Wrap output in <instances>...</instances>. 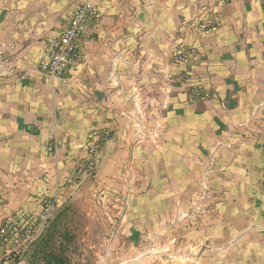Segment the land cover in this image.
Returning a JSON list of instances; mask_svg holds the SVG:
<instances>
[{"label": "crops", "instance_id": "1", "mask_svg": "<svg viewBox=\"0 0 264 264\" xmlns=\"http://www.w3.org/2000/svg\"><path fill=\"white\" fill-rule=\"evenodd\" d=\"M86 1L99 16L84 28L83 60L64 81L41 76L48 40ZM212 17L219 25L200 34L197 21ZM182 48L195 52L182 60ZM184 75L207 95L185 104L186 112ZM259 103L262 117L264 0H0V201L17 191L14 183H38L40 172L53 178L45 140L54 130L63 140L61 165L78 162L86 136L104 131L117 150L135 146L139 160L193 166L207 162L225 133L233 145L220 161L253 163L245 129L233 125ZM155 121L158 143L134 145L139 124L150 133ZM9 210L0 205V214Z\"/></svg>", "mask_w": 264, "mask_h": 264}, {"label": "rangeland", "instance_id": "2", "mask_svg": "<svg viewBox=\"0 0 264 264\" xmlns=\"http://www.w3.org/2000/svg\"><path fill=\"white\" fill-rule=\"evenodd\" d=\"M182 78L186 112L185 104L207 95L191 75ZM193 87L202 94L196 97ZM165 106L169 110L170 102ZM261 107L233 125L245 129L240 133L254 148L253 163L220 161L233 145L225 133L207 162L193 166L146 154L139 160L135 146L117 150L108 144L114 135L104 131L86 136L78 162L61 165L58 134V153L46 147L55 157L53 178L40 172L38 183H14L17 191L0 201L10 208L0 223L21 217L39 223L47 216L45 229L15 260L4 257L0 246V264H264ZM140 125L134 145L157 144L161 122L150 133Z\"/></svg>", "mask_w": 264, "mask_h": 264}, {"label": "built area", "instance_id": "3", "mask_svg": "<svg viewBox=\"0 0 264 264\" xmlns=\"http://www.w3.org/2000/svg\"><path fill=\"white\" fill-rule=\"evenodd\" d=\"M229 2L231 0H222ZM99 16L98 9L88 1L77 5L69 15L67 23L62 31L48 40L46 57L39 64L41 76H49L65 80L71 69L83 60L84 54L81 47V38L87 23ZM220 23L219 17L211 19H199L196 29L200 34L208 33ZM194 48H182L178 57L186 60L194 54ZM196 97L202 94L201 90L193 87L192 92ZM62 140L56 130L46 140V147L51 153H58ZM32 217L26 219L9 218L0 223V246L4 257L15 260L36 240L45 229L47 216L39 223H35ZM37 222V221H36Z\"/></svg>", "mask_w": 264, "mask_h": 264}]
</instances>
